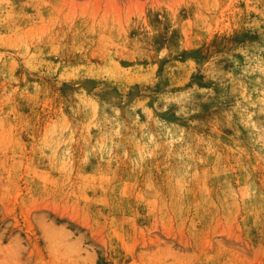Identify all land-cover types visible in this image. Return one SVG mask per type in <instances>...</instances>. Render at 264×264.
Masks as SVG:
<instances>
[{
	"label": "rangeland",
	"instance_id": "1",
	"mask_svg": "<svg viewBox=\"0 0 264 264\" xmlns=\"http://www.w3.org/2000/svg\"><path fill=\"white\" fill-rule=\"evenodd\" d=\"M0 264H264V0H0Z\"/></svg>",
	"mask_w": 264,
	"mask_h": 264
}]
</instances>
